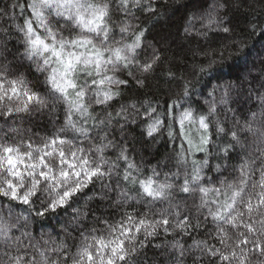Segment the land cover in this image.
Returning <instances> with one entry per match:
<instances>
[{
    "label": "snow or ice",
    "instance_id": "snow-or-ice-1",
    "mask_svg": "<svg viewBox=\"0 0 264 264\" xmlns=\"http://www.w3.org/2000/svg\"><path fill=\"white\" fill-rule=\"evenodd\" d=\"M231 3L212 0L202 16L188 20L185 33L193 19L229 33L221 10ZM17 8L22 23L15 22ZM137 12L155 15L153 0H16L0 8V19L13 21L10 28L0 26V54L8 52L14 30L23 47L20 60L44 74L47 85L42 95L16 64L0 62V119L64 113L63 123L38 140L17 129L12 131L18 138L0 137V264H147L146 249L160 248L152 241L161 234L172 237L171 264L189 258L192 264H264V95L259 112L234 119L231 127L218 111L229 104L231 85L218 101L209 93L206 111L184 108L178 100L163 112L149 100L109 111L130 79L146 88L166 59L146 43ZM166 75L176 82L171 69ZM177 86L178 99L190 95V83ZM141 114L147 137L155 139L167 127L168 137L181 141L174 150L175 171L146 170L143 158L138 162L131 155L124 132ZM233 154L239 163L230 171L227 163L214 165L228 175L205 179L212 159L230 160ZM86 190H92L88 200L113 211L89 226V213L74 209L58 242L36 240L28 231L15 234L29 217L14 215V204L43 217L71 207Z\"/></svg>",
    "mask_w": 264,
    "mask_h": 264
},
{
    "label": "trees",
    "instance_id": "trees-1",
    "mask_svg": "<svg viewBox=\"0 0 264 264\" xmlns=\"http://www.w3.org/2000/svg\"><path fill=\"white\" fill-rule=\"evenodd\" d=\"M15 2L16 0H0V8ZM19 3H25V0H19ZM211 3L212 0H153L155 15L136 13L140 17L138 23L147 29L146 43L155 44L162 50V55L166 59L163 67L149 78L146 88L138 89L129 78V84L124 86L121 97L113 103L109 111L119 110L121 104L127 105L141 100L151 101L152 105L158 107L161 112L174 100H178L184 108L191 107L197 111H206L205 101L212 99L209 93L214 92L218 101L223 89L228 85H231L229 104L226 107L219 106L218 109L222 120L226 113L228 127L232 126L234 119L242 121V118L250 112L260 111L259 96L264 95V87H262L264 85V0H242L239 4L236 0H232L230 7L222 9L224 24L231 29L229 33L221 31L220 26H215L211 30L205 29L199 19H193V27L185 33L188 20L202 16ZM25 15H30V12L26 10ZM23 18L19 8L15 9V22L22 23ZM12 23V19L7 16L0 19L2 27L10 28ZM7 47L8 52L0 54V62L16 64L34 90L43 95L47 89L45 76L37 72L30 62L20 60L23 47L17 42L14 30ZM200 67H204L206 71L200 72ZM169 69L176 74V82H169V77L166 75ZM177 82L190 83L188 97L178 99L177 93L180 88ZM227 108L231 111H227ZM180 110L178 108L177 113ZM56 116L59 119H56ZM63 116L62 110H58L55 115L45 110L43 113H34L31 116L22 114L21 117L8 119L7 122L0 119V137L18 138L17 133L12 131L17 129L26 137L31 136L33 140H38L53 133L63 123ZM144 132L145 122L142 114L136 118L135 123L126 125L124 136L127 137V143L132 149L131 155L138 162L143 158V166L146 170L159 166L162 172H167L169 169L175 171L174 150H178L181 141L178 138L171 140L167 134V127L155 139L147 137ZM116 138L120 139L118 126ZM202 155L198 153L196 158L200 159ZM218 162L227 163L230 171L239 160L235 158V154L230 160L212 159L213 167L211 170L206 169V180L210 177L216 182L218 178L228 175L227 172L221 174L215 171L214 165ZM91 195L92 190H86L71 207L57 209L43 217L36 216L35 212L26 206L14 204V215L29 217L27 222L21 219L20 223L26 226L15 234L28 231L36 240L51 238L58 242L65 238V225L71 221L75 215L74 209L77 208L89 213L86 223L91 226L94 217L107 215L113 211L96 200H88V196ZM193 235L197 239L203 238L195 233ZM171 239L172 237L166 238L161 234L152 241L153 245L159 244L161 247L150 246L146 249L147 264H171L172 250L168 247ZM185 240L187 244L192 242L188 238ZM140 259L143 260L144 257ZM186 264H192L191 258L186 260Z\"/></svg>",
    "mask_w": 264,
    "mask_h": 264
},
{
    "label": "rangeland",
    "instance_id": "rangeland-1",
    "mask_svg": "<svg viewBox=\"0 0 264 264\" xmlns=\"http://www.w3.org/2000/svg\"><path fill=\"white\" fill-rule=\"evenodd\" d=\"M9 129V128H8Z\"/></svg>",
    "mask_w": 264,
    "mask_h": 264
}]
</instances>
